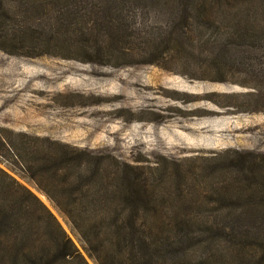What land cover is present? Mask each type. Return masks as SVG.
Returning <instances> with one entry per match:
<instances>
[{"label": "rangeland", "instance_id": "rangeland-1", "mask_svg": "<svg viewBox=\"0 0 264 264\" xmlns=\"http://www.w3.org/2000/svg\"><path fill=\"white\" fill-rule=\"evenodd\" d=\"M5 1L6 32L14 22L30 36L27 24L54 21L80 0ZM84 2L129 23L128 39L100 43L110 57L125 54L110 61L124 65L65 59L82 53L56 41L0 42V171L36 198L81 258L55 264H95L46 196L78 197L70 189L79 178L134 201L135 211L106 212H138L154 228L160 212L209 240L210 251L185 252L182 264H264V0ZM77 153L86 154L78 167L62 163ZM125 169L140 173L131 196L114 192ZM224 194L250 208L229 215L216 203ZM12 213L21 233L2 236L0 264H25L11 261L14 243L38 256L53 227L44 212Z\"/></svg>", "mask_w": 264, "mask_h": 264}, {"label": "trees", "instance_id": "trees-1", "mask_svg": "<svg viewBox=\"0 0 264 264\" xmlns=\"http://www.w3.org/2000/svg\"><path fill=\"white\" fill-rule=\"evenodd\" d=\"M98 5L101 6L100 2ZM92 7L95 5L87 6L84 0L75 2L67 9V15H61L63 17L58 15L54 21H36L33 24H27L28 30L30 29V36H28L21 34V28L14 22L10 33L6 32V22L12 20L13 14L7 6V2L0 0V42L7 35L13 40L23 41L24 38H28L34 43L45 41L47 44H51L56 41L60 48L65 51L76 49L82 53L79 58L63 56L65 59L118 68L124 64L111 63L110 61L112 59L118 61L126 55L110 57V54L103 53L100 43L103 45L105 43L106 48H110L109 46L112 47V44L115 45L123 39H128L129 36L125 30L129 27V23L126 22L125 18L119 16L112 19L111 12H108L106 16H98V13L91 9ZM118 14L122 13L115 12V15ZM94 32L97 34L92 38ZM71 35H79V37L73 41L70 39L72 38ZM7 41L5 40V42ZM115 48L117 49V47ZM27 57L34 56L29 55ZM262 73L258 71L255 78L257 79ZM85 155V153L63 155L62 163L65 166L75 164L78 167L83 160L86 161ZM89 160L94 159L90 158ZM239 165H242L241 162ZM139 177L140 173L137 170H123L121 180L115 185L114 192L122 195L129 194L128 196L137 193L136 180ZM107 185L101 181L92 182L89 180L84 182L79 178L75 186L70 189V192L78 197H68L64 201L61 196L51 197L46 194L48 200L67 218L72 231L85 245L87 254L95 264H177L185 252L197 253L200 247L210 251L209 240L200 237L198 240L196 237L193 238L187 226H183L181 223L172 227L168 221L173 219L172 216H165L159 212L158 217L153 219L158 226L154 228L150 225L144 227L142 222L140 223L141 217L138 212L104 211L103 209L111 210L112 206L119 205H122L123 208L129 206L132 211H135L132 203L134 201L130 197L115 198L107 195L105 191L108 190ZM258 191L264 194V183L258 185ZM239 196V194L237 196L224 194L216 203L219 207L229 210V215L232 210L240 212L242 215L241 211H248L250 203L247 200L243 201ZM12 212H44L46 219L53 227V232L52 244L43 248L38 256L32 250L18 248V242L16 245L15 242L11 247V261L16 263L19 260L25 264H33L34 262L36 264H55L57 261L81 259L48 211L34 196L0 171V245L2 236L6 238L14 231L21 233V231L14 229L15 223ZM17 232L14 233V241L19 238ZM210 234L211 232H209ZM214 237L216 238L217 235L215 234ZM179 264L182 263L179 262ZM184 264L206 263L199 258L197 263L184 262Z\"/></svg>", "mask_w": 264, "mask_h": 264}]
</instances>
